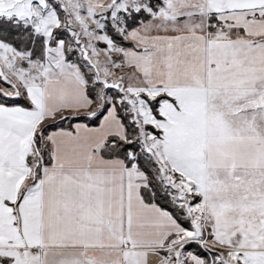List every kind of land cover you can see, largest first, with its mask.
Returning a JSON list of instances; mask_svg holds the SVG:
<instances>
[{"label":"snow or ice","instance_id":"snow-or-ice-1","mask_svg":"<svg viewBox=\"0 0 264 264\" xmlns=\"http://www.w3.org/2000/svg\"><path fill=\"white\" fill-rule=\"evenodd\" d=\"M0 264H264V0H0Z\"/></svg>","mask_w":264,"mask_h":264}]
</instances>
